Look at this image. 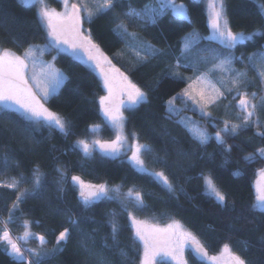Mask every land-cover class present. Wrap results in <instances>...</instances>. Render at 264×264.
Listing matches in <instances>:
<instances>
[{"label": "trees", "instance_id": "16d2710c", "mask_svg": "<svg viewBox=\"0 0 264 264\" xmlns=\"http://www.w3.org/2000/svg\"><path fill=\"white\" fill-rule=\"evenodd\" d=\"M264 7V0H257ZM55 9H61L60 0H46ZM186 5L191 23L175 17L170 9L159 17L154 26L145 31L130 28L161 49L166 55L137 63L133 55L127 51L126 45L113 33L111 15L94 18L91 23H84L90 30L93 41L111 62L121 70L141 90L147 93V102L138 107L126 110L125 131L132 138L133 134L141 144H148L153 149L150 156H145V164L149 170L165 171L176 188L175 194L167 192L162 185L151 177L139 173L126 157L110 158L94 152L85 157L80 151H73L71 146L77 140L90 141L96 136L103 139L113 137L101 111L99 98L105 95V88L98 74L89 66L75 60L66 53L57 55L52 51L55 66L68 77L59 94L51 97L46 106L68 121V135L44 126H30L19 113H12L5 118L0 108V158L7 154L11 166L5 168L0 159V182L20 179V175L31 180L33 171L39 169L42 175V197L29 198L20 205L9 228L14 236L24 231V220L31 222L33 233L44 235L47 247L51 251L55 247V235L70 227L73 238L65 249L47 264H97L93 257L86 256L78 247L82 239L81 233L90 236L89 247L95 254H101L106 264H132L131 260H122L119 251L111 239L109 220L115 212L119 225V247L139 264L137 245L133 243V230L130 221L122 211L118 201L100 202L91 208H85L79 200V194L69 185L58 191V179L55 169L65 168L69 176L77 175L90 184H106L109 187L121 186V193L130 188L142 190L145 207L135 212L138 219H153L161 224L173 220L178 221L187 230L193 232L204 244L210 255L218 254L225 244L233 252L241 255L248 264H264V216L250 211L255 202V181L258 172L264 169V159L256 156L252 162H245V155L254 154L256 149L264 147V139L257 136L264 127H249L234 138L225 137L232 145L230 153H224L215 140L207 145H199L192 136L177 123L178 118L167 115V101L183 90L188 79H178L165 75L168 64L181 57V41L193 30L201 35H208V17L204 3L200 0H176ZM227 16L233 31L251 33L264 29V16L261 7L255 0H224ZM144 4L159 7L157 0H132V6L143 8ZM123 9H117L121 13ZM38 10L35 5L26 6L21 0H0V49H10L18 55L29 45H44L45 31L37 23ZM264 37L257 36L253 42L238 46L235 55H250L252 52L264 50ZM218 47L202 42V47ZM211 53L204 52L202 55ZM49 55V56H50ZM49 58V57H48ZM50 58V59H51ZM55 58V59H54ZM235 65L243 67L239 62ZM205 71L204 63H197L194 68L181 67L183 77H194ZM248 76L256 78L255 72L248 70ZM253 75V76H252ZM259 82V81H258ZM259 84V83H258ZM198 120L207 123V119L197 112H191ZM183 117V114H181ZM261 123H264L263 119ZM100 126L96 133L93 126ZM202 127H205L200 123ZM207 128V127H206ZM209 133L214 129L209 125ZM173 139L178 143H173ZM181 152L189 155H180ZM159 156L165 164L153 163ZM211 173L218 188L228 197V206L221 207L206 194L201 173ZM239 172V175L235 173ZM31 183H23V188L32 190ZM181 188L183 191H181ZM16 190L0 188V219H7L11 204L15 201ZM79 221V227L73 229L68 225V217ZM39 222L38 224L36 222ZM105 242L108 248L104 247ZM22 247L37 248L33 240ZM190 264H202L192 255ZM0 264H16L10 255L0 247Z\"/></svg>", "mask_w": 264, "mask_h": 264}, {"label": "snow or ice", "instance_id": "6c2138e0", "mask_svg": "<svg viewBox=\"0 0 264 264\" xmlns=\"http://www.w3.org/2000/svg\"><path fill=\"white\" fill-rule=\"evenodd\" d=\"M62 3L64 10L57 12L55 9L49 8L44 0H24V4L29 7L39 4L37 23L41 26V30L45 31L46 43L43 47L29 45L22 55H18L10 49H0V108L3 109L4 117L7 118L12 113H19L22 115V119L27 122L25 127L30 131L33 130L30 127L32 125L44 126L67 136L70 126L68 121L45 107V104L51 97L59 94L68 77L55 66L54 62L40 60L37 53L42 55L45 51H55L57 55L69 54L75 60L89 65L93 69H99L104 88L107 91V95L99 98V104L107 125L116 131L115 138L111 141L77 140L71 146L72 150L82 152L85 157H91L98 148L105 156L117 157L122 154V150L127 144V151L123 154L128 156L136 170L151 177L167 192L175 194L176 188L165 171L149 170L146 166L144 157L152 155L151 146L141 144L135 134L132 136L134 143H128V137L123 134L125 117L122 110L135 108L147 102V93L112 64L111 60L103 54L99 45L93 41L90 30L84 29L83 25L86 22L91 23L94 18L111 15L114 35L126 45L127 51L133 55L137 63H144L149 59L164 56L166 53L143 39L139 32L129 29L136 28L139 31H145L147 27L157 23L159 17L165 14V9H170L175 17L191 23L186 5L177 4L176 0H157L158 8L144 4L140 9L132 6V0H80L79 4H69V0H62ZM207 8V26L210 34L201 36L199 32L193 30L183 37L180 50L185 62L182 63L181 57H177L174 63L167 65L165 75L190 81L188 87L180 95L200 104L202 116L211 117L210 112L204 111L205 106L209 104L216 105L228 101L225 108L231 109L232 101H236L235 109L238 113V122L224 119L221 121L222 127L213 124L216 131L215 135L211 136L201 125L181 116L182 110L175 107L176 97L167 101V115L169 118L176 116L177 123L199 145H207L210 140H215L224 153H230L233 146L227 143L226 136L234 138L251 126L264 127V123H261L259 118V113L264 112V50L252 52L246 57L244 54L235 55L238 46L253 42L257 36L264 37V29H257L251 33L233 31L224 0H207ZM117 9H123V11L117 13ZM261 18L264 20V16ZM202 42H207L209 45L215 43L218 47H202ZM204 52L211 53L212 67L208 72L197 75L194 80L191 77L181 76L179 72L181 67L194 68L197 63L207 62L202 57ZM237 62L244 68H251L255 72L261 86L260 91L249 90V86L255 87L256 85L248 78L246 71L235 68ZM210 73H218L220 78L213 83L209 79ZM196 84L207 85L197 92L199 100L191 92ZM209 122L212 123L211 120ZM99 127L98 125L93 126L92 132L96 133ZM256 134L264 139V131H258ZM173 143L178 142L173 139ZM180 155L187 156L189 154L181 152ZM256 156L264 159V147L256 149L254 154L245 155L243 160L252 162ZM0 159L3 160L5 168L11 166L7 154ZM153 163H162L166 166L164 158L159 156L153 158ZM55 172L58 176L56 181L58 191L62 192L64 186L70 184L73 190L78 192L79 200L86 209L100 202L118 201L130 221V228L133 230V243L137 245L139 264H171V262L187 264L184 258L186 248L191 249L202 264H208V261L213 264H248V261L233 252L228 244L223 246L220 257L209 256L201 240L178 221L173 220L172 223L161 227L138 219L135 212L143 211L145 207L144 193L140 189L130 188L122 194L120 185L109 187L106 184H86L77 175L69 176L68 171L62 167H57ZM235 174L239 175L240 173ZM262 174H264V170H262ZM200 179L206 194L214 199L219 206L226 208L228 197L218 188L211 173L202 172ZM23 183H31L32 190L23 188ZM0 188H12L17 193L15 201L8 210L7 219H0V247L13 258L16 264H47L49 260L60 254L73 238L70 227L63 226V230L58 235L54 234L55 247L51 251L43 250L47 247L48 242L44 235L33 233L30 230V221H23L24 231L21 235L14 236L9 228V224L21 211V204L29 198L39 199L42 197V175L39 169L33 171L31 180L25 179L21 174L20 179L13 177L10 181L0 182ZM181 191H183L182 188ZM249 210L264 216V185L257 188L255 202ZM116 215L113 212L112 219L109 220L113 245L117 247L122 260H131L132 264H136L135 259L119 247L120 229ZM68 225L73 229L78 228L79 221L69 216ZM81 236L82 239L79 241L78 247L83 250L84 254L93 257L97 264H106L105 258L101 254L93 253L89 247L90 236L83 233ZM33 240L38 243V249L22 247V244ZM104 247H109L106 242Z\"/></svg>", "mask_w": 264, "mask_h": 264}, {"label": "rangeland", "instance_id": "374dc122", "mask_svg": "<svg viewBox=\"0 0 264 264\" xmlns=\"http://www.w3.org/2000/svg\"><path fill=\"white\" fill-rule=\"evenodd\" d=\"M21 1L24 3V0H21ZM60 1H61V3H62V0H60ZM200 1H202V2L204 3L205 11H206V14H207V17H208L207 0H200ZM255 1L259 4V6L261 7V10H262V12H263V14H264V7H263V5H262L260 2H258L257 0H255ZM79 2H80V0H69V4H72V3H77V4H79ZM44 3H45L49 8H51V9H55V8L50 7V6L47 4L46 0H44ZM176 3H177V2H176ZM177 4H178V3H177ZM33 5H35L36 8H37V10L39 11V7H40L39 4H33ZM55 10H56L57 12H62V11L64 10L63 3H62V7H61V9H55ZM83 27H84V26H83ZM84 29H85V28H84ZM209 34H210V32H209ZM209 34H208V35H209ZM200 35H201V34H200ZM201 36H203V35H201ZM205 36H207V35H205ZM44 45H45V44H44ZM44 45H39V46L43 47ZM50 53H51V52L45 51L42 55L39 54V53H37V55H38L39 59L42 60V61H44V62H53V60H52V58H51L52 55H50ZM49 55H50V56H49ZM48 57H49V58H48ZM202 57H203V60H204V61H207V62H203V61L200 62V63H204V64H205V71H204L203 73H207L208 70L212 67V64H211V54H208V55H202ZM50 58H51V59H50ZM112 64H113V63H112ZM115 67H116V66H115ZM91 68H92V67H91ZM116 68H117V67H116ZM235 68L238 69V70L246 71V72H248V70L251 69V68H244V67H241V68H240V67L237 66V65H235ZM92 69H93V68H92ZM93 70L98 74V76H99L100 79L102 80V78H101V76H100V74H99V69H93ZM251 70H252V69H251ZM120 71H121V70H120ZM198 75H199V74H198ZM196 76H197V75H195L194 77L192 76L193 80L195 79ZM252 76H253V75H252ZM219 78H220V76H219L218 73H210V74H209V79H210L213 83H215ZM248 78H249L250 80H252V81L255 83V85H256L255 87H251V86H249V90H250V91H260V90H261V86H260V84H258L259 82H258L257 80H255L254 78H252V77H249V76H248ZM102 82H103V81H102ZM189 83H190V81L188 80V84H189ZM188 84H187V86H186L185 88L188 87ZM217 86L219 87V85H217ZM205 87H207L206 84H196V85H194L193 89L191 90L192 95L195 96L197 100H199V96L197 95V92H199L200 90H202V89L205 88ZM185 88H184V89H185ZM184 89L181 90L179 93H177V94L174 96V97H176V100H175V107H176L177 109H181V110H182L181 114H183V117L188 118L190 121L195 122V124H197V125H200V123H202V124L205 126V127H203V128H205L206 130H207V128H208L209 125H210V126L214 129V131H213L212 133H209L208 130H207V132H208L211 136H214V135H215V131H216V127H214L213 124L222 127L221 121L224 120V119H228V120H230V121H232V122H238V121H237L238 113L236 112V109H235L236 101H232V108H231V109H226V108H225V105L228 103V101H223L222 103H218V104H216V105L209 104V105L205 106L204 111H206V112H210V113H211V117H205V116H202V114H201V111H200L201 105H200V104L195 103L193 100L189 99L188 97H181L180 94L184 91ZM105 95H107V91H106V89H105ZM125 99H126V98H125ZM229 99H231L230 96H229ZM45 107H47L46 104H45ZM128 109H131V108H125V109L122 110V111H123V115H124V117H126V110H128ZM101 111H102V110H101ZM190 111H191V112H197V113H199V115H201L202 117H204L205 119L208 120L207 123L204 122V121H202V120H198L193 114L190 113ZM102 115H103V117H104V119H105V121H106V118H105L103 112H102ZM259 118H260L261 120L263 119V121H264V112H260V113H259ZM210 120L212 121V123L209 122ZM189 126L191 127L192 125H189ZM108 127L112 130V133H113V137H112L111 139H103V138H100L99 136H96V138L91 139L89 142H91V141L94 140V139H100V140H102V141H111V140H113V139L115 138L116 131H115L113 128H111L110 126H108ZM206 127H207V128H206ZM99 130H100V127H99L98 131H99ZM98 131H97V132H98ZM97 132H96V134H97ZM123 134H124L125 136L128 137V143H134L133 139L130 138V137L127 135L126 131H125V123H124ZM126 151H127V144H125L124 149L122 150V154H120L119 156H117V157L107 156V157H110V158L126 157V159L129 161L128 156L123 154V152H126ZM96 152H99L100 154L104 155V154H103L98 148H97ZM129 155H130V154H129ZM104 156H105V155H104ZM129 162H130V161H129ZM130 163H131V162H130ZM131 164H132V163H131ZM263 170H264V169H263ZM7 181H10V180H5V181H2V182H7ZM83 181H84V180H83ZM84 182H85V181H84ZM85 183H86V184H90V183H88V182H85ZM262 185H264V174H262V170H261V171L258 172V175H257L256 181H255V185H254L255 192H257V188H258L259 186H262ZM8 189H12V188H8ZM140 220H145V221H148V222L151 223V224H155V225H158V226H161V227H163L164 225H166V224L158 223L157 221H155V220H153V219H149V218L140 219ZM169 223H172V222H169ZM169 223H167V224H169ZM222 250H223V249H222ZM222 250H221L218 254H216V255H212V256L220 257ZM8 255H9V254H8ZM190 255H191L190 249H187V248H186L185 251H184V258H185V260L187 261V264H190V257H189ZM10 257H11V256H10ZM171 264H174V262H171ZM208 264H213V262L208 261Z\"/></svg>", "mask_w": 264, "mask_h": 264}, {"label": "water", "instance_id": "95a60500", "mask_svg": "<svg viewBox=\"0 0 264 264\" xmlns=\"http://www.w3.org/2000/svg\"><path fill=\"white\" fill-rule=\"evenodd\" d=\"M207 251H208V250H207ZM190 252H191L192 257H193L196 261H198L199 263H202V262H201L199 259H197V257L193 254V252L191 251V249H190ZM208 254H209V256H211L209 252H208Z\"/></svg>", "mask_w": 264, "mask_h": 264}]
</instances>
